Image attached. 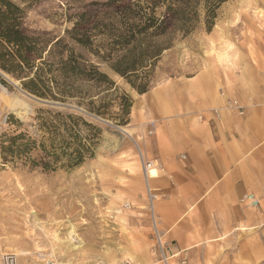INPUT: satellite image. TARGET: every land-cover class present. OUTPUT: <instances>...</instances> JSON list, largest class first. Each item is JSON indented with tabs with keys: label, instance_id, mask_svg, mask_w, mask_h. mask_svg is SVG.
<instances>
[{
	"label": "rangeland",
	"instance_id": "obj_1",
	"mask_svg": "<svg viewBox=\"0 0 264 264\" xmlns=\"http://www.w3.org/2000/svg\"><path fill=\"white\" fill-rule=\"evenodd\" d=\"M10 1L24 12L25 34L48 44L43 57L50 71L43 79L50 95L38 97L23 87L33 70L15 76L0 69V256L15 255L17 264H163L155 252L141 162V156L148 161L142 138L154 127L148 132L139 125L135 104L144 93L111 64L136 61L129 79L145 83L147 91L215 72L235 85L239 58L247 52L253 59V42L264 35V0ZM150 17L154 24L165 21L163 31L144 29ZM76 22L88 37L84 46L67 34ZM60 38L62 44L51 49ZM71 49L113 84L59 70V58ZM124 99L130 105L125 112ZM69 223L84 253H52V236H64ZM20 250L28 254L19 256ZM185 254L189 264H219L236 253L207 242L198 253Z\"/></svg>",
	"mask_w": 264,
	"mask_h": 264
},
{
	"label": "crops",
	"instance_id": "obj_2",
	"mask_svg": "<svg viewBox=\"0 0 264 264\" xmlns=\"http://www.w3.org/2000/svg\"><path fill=\"white\" fill-rule=\"evenodd\" d=\"M243 56L235 85L220 81L221 72L196 75L151 89L135 104L142 129L154 127L141 143L157 167L147 180L157 229L188 264L185 253L207 242L236 253L219 264L264 260V35L253 42V59ZM228 99L239 112L226 107ZM248 194L258 207L242 202Z\"/></svg>",
	"mask_w": 264,
	"mask_h": 264
},
{
	"label": "trees",
	"instance_id": "obj_3",
	"mask_svg": "<svg viewBox=\"0 0 264 264\" xmlns=\"http://www.w3.org/2000/svg\"><path fill=\"white\" fill-rule=\"evenodd\" d=\"M23 14V10L10 0H0V69L15 76L20 74L21 70L24 68L28 71L33 70V77L28 79L26 83H23V87L38 97H46L50 95V93H48L46 82L43 77H45V70L50 71V66L45 69L48 63L46 59H44L43 53L44 47L48 44L45 43L44 46L43 44L40 45L41 41L39 37H31L25 34L20 27V19ZM147 20L149 23L144 25V29L155 27L163 31L165 23L163 19L155 23L157 26L154 24L155 19L150 17ZM80 26H82V24L76 22L74 27L68 31L67 34L73 36L72 38L76 44L84 46L89 43V40L86 35L80 32ZM61 44V38L57 39L51 44V49H55ZM4 45L7 46L8 50H5ZM51 49H49L48 54L51 53ZM135 63L136 61H126V59L122 58L116 63L111 64V68L136 88L138 93L142 94L147 91L145 83L135 85V83L129 79L132 71L135 70ZM59 65V70H62L64 74H68L74 79H87L94 80L95 82H105L108 85L113 84L104 74L97 71L96 66L90 65L89 68H87L84 63L78 61V56L74 55L72 49L66 59H63V57L59 58ZM49 78L51 80L53 77L51 76ZM122 107L124 112L126 108L130 107L125 99L122 103Z\"/></svg>",
	"mask_w": 264,
	"mask_h": 264
},
{
	"label": "built area",
	"instance_id": "obj_4",
	"mask_svg": "<svg viewBox=\"0 0 264 264\" xmlns=\"http://www.w3.org/2000/svg\"><path fill=\"white\" fill-rule=\"evenodd\" d=\"M226 107L230 110H234L236 112H239L240 106L237 102V100L228 99L226 101ZM1 161V157H0ZM141 162L143 165V171L144 175H146V170L149 166L148 161L144 160L141 156ZM147 189V200H148V209L150 214V221L153 227V233L155 238V252L157 256L159 257V260L163 264H188L187 260L185 258L182 259H175L176 255H173L170 253L169 243L163 239V236H161L160 231L157 229V221L154 213V206L153 202L155 200V196L153 194V191L146 185ZM243 203H247L251 207H258L259 200L252 194L245 195L242 199ZM124 208H129V203L123 204ZM0 264H17V259L15 255L11 254H4L0 256ZM38 264V263H36ZM39 264H55L54 260L48 259L46 261L40 262Z\"/></svg>",
	"mask_w": 264,
	"mask_h": 264
},
{
	"label": "bare ground",
	"instance_id": "obj_5",
	"mask_svg": "<svg viewBox=\"0 0 264 264\" xmlns=\"http://www.w3.org/2000/svg\"><path fill=\"white\" fill-rule=\"evenodd\" d=\"M257 14V13H256ZM222 54V53H221ZM225 54V53H224ZM2 95L4 94V90L2 89ZM1 96V95H0ZM2 97V96H1ZM0 100H2L0 98ZM15 107V106H14ZM19 110V109H18ZM124 132L126 133V131L124 130ZM128 136V135H127ZM136 144V143H135ZM137 149L140 152V156H141V150L139 149L138 145L136 144ZM144 158V157H143ZM157 169L156 165H154L153 163H149V166L146 170V175H144V179H145V184L147 185V180H148V174L154 170ZM33 213V218L36 217V213L35 211L32 212ZM36 219V218H35ZM104 221V220H103ZM36 223V222H35ZM107 223V222H106ZM33 224V223H32ZM38 224V223H36ZM35 226V225H34ZM33 227V226H32ZM41 227V226H39ZM35 228V227H34ZM31 229V228H30ZM36 231V230H35ZM34 232V231H33ZM33 234V233H31ZM36 236V235H35ZM28 237V236H27ZM52 240L53 243L51 245L52 247V253L54 250H57V252L61 255H70L72 253H78L79 254H83L84 250H83V241L79 238L78 234L76 233V227L72 224L69 223L68 226V231L66 232V234L64 236H62L61 238L58 235H53L52 236ZM36 242V241H35ZM34 243V242H33ZM34 245V244H33ZM36 245V244H35ZM28 253H26L25 251H19V256H25ZM41 254V253H40ZM17 255V256H18ZM30 255V254H29ZM49 257V256H48ZM43 262V261H42ZM69 264V263H68ZM107 264H114L113 260L108 261Z\"/></svg>",
	"mask_w": 264,
	"mask_h": 264
},
{
	"label": "water",
	"instance_id": "obj_6",
	"mask_svg": "<svg viewBox=\"0 0 264 264\" xmlns=\"http://www.w3.org/2000/svg\"><path fill=\"white\" fill-rule=\"evenodd\" d=\"M39 102H41L40 100H38Z\"/></svg>",
	"mask_w": 264,
	"mask_h": 264
}]
</instances>
